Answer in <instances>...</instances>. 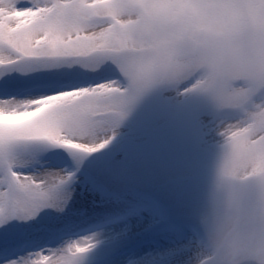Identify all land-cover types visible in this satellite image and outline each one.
<instances>
[{
    "label": "snow or ice",
    "instance_id": "snow-or-ice-1",
    "mask_svg": "<svg viewBox=\"0 0 264 264\" xmlns=\"http://www.w3.org/2000/svg\"><path fill=\"white\" fill-rule=\"evenodd\" d=\"M138 3L0 0V264H81L94 243L57 230L53 218L67 204L74 173L52 161L103 149L110 138L101 142L100 132L151 88L187 81L184 93L203 90L163 63L162 46H144L161 39L169 16ZM233 87L218 84L217 107L243 103L249 111L219 133V161L235 167L255 155L264 162V99H253L264 96V84L242 99L226 95Z\"/></svg>",
    "mask_w": 264,
    "mask_h": 264
},
{
    "label": "rangeland",
    "instance_id": "rangeland-1",
    "mask_svg": "<svg viewBox=\"0 0 264 264\" xmlns=\"http://www.w3.org/2000/svg\"><path fill=\"white\" fill-rule=\"evenodd\" d=\"M188 83L149 89L153 96L144 92L126 109L116 126L100 132L101 142L103 138H110L108 147H111L110 142L128 135L120 142L125 146L126 155L113 148L101 151L104 153L101 170L111 177L110 183L115 181L111 186L115 191L102 188L100 181L91 177L92 173L98 176L99 171L88 172V176L80 171L86 170L98 151L77 161V176L64 188L70 197L63 212L53 219L66 240L88 237L94 243L82 257L81 264H196L205 242L195 236L181 240L174 229L143 234V229L158 225L166 213L129 191L144 190L154 194L168 204L173 222L194 221L205 231L202 221L210 212V191L223 143L219 133L232 121L231 117L238 118L242 113L218 108L211 98L204 96V102L192 116L187 103L196 101L199 91L184 93ZM154 94L161 100H153ZM51 167L62 166L51 164ZM113 215L118 217L111 218ZM120 221L125 225L122 227L125 231H120L122 237H91L96 228ZM117 226L112 230H119ZM36 227L27 231H37ZM152 238L161 244H150ZM143 244L148 248L139 249ZM147 249L157 255L153 262L144 260Z\"/></svg>",
    "mask_w": 264,
    "mask_h": 264
},
{
    "label": "clouds",
    "instance_id": "clouds-1",
    "mask_svg": "<svg viewBox=\"0 0 264 264\" xmlns=\"http://www.w3.org/2000/svg\"><path fill=\"white\" fill-rule=\"evenodd\" d=\"M153 5L166 8L169 20L161 39L144 46H162L163 63L200 81L201 93L213 100L218 84L229 80L243 86L226 95L242 99L251 86L264 84V0L138 3L141 9ZM236 110L249 111L243 103ZM210 204L196 264H264V162L255 155L235 167L219 161Z\"/></svg>",
    "mask_w": 264,
    "mask_h": 264
},
{
    "label": "bare ground",
    "instance_id": "bare-ground-1",
    "mask_svg": "<svg viewBox=\"0 0 264 264\" xmlns=\"http://www.w3.org/2000/svg\"><path fill=\"white\" fill-rule=\"evenodd\" d=\"M113 228H108V227H105L103 229H100V230H97L96 232L93 233L92 237L93 238H101L103 237L104 235H120V231H125L124 228L120 227L119 230H115L114 232L111 230ZM111 230V231H110ZM147 258L150 260V258L154 259L156 258V254L155 252H149V254L146 255Z\"/></svg>",
    "mask_w": 264,
    "mask_h": 264
}]
</instances>
